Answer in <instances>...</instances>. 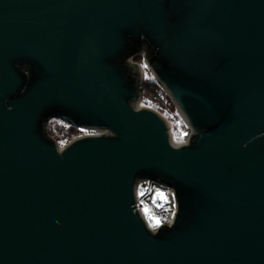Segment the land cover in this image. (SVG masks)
Wrapping results in <instances>:
<instances>
[{
    "label": "water",
    "instance_id": "95a60500",
    "mask_svg": "<svg viewBox=\"0 0 264 264\" xmlns=\"http://www.w3.org/2000/svg\"><path fill=\"white\" fill-rule=\"evenodd\" d=\"M145 51L190 147L134 110ZM54 117L98 136L58 151ZM0 264H264V0H0Z\"/></svg>",
    "mask_w": 264,
    "mask_h": 264
},
{
    "label": "clouds",
    "instance_id": "9594fccd",
    "mask_svg": "<svg viewBox=\"0 0 264 264\" xmlns=\"http://www.w3.org/2000/svg\"><path fill=\"white\" fill-rule=\"evenodd\" d=\"M141 39L143 40V38H141ZM135 55L136 54L134 53L133 56H135ZM140 55L141 56H146L147 52L146 51L145 52H141ZM130 58H131V56L127 57L125 59H130ZM23 74H24L25 77H27L29 79L31 78V73L24 72ZM144 107L145 106L143 104H140L139 106L134 105V110H135V112L139 113V112H141V109H143ZM149 107H151V105H149ZM185 127L186 128H190V131H179L178 133L175 132V131L172 132L171 139L174 142H169L170 143V147L172 149L181 150L183 148L190 147L192 139L199 135L198 130L195 127H193L192 124L185 125ZM111 135L116 136V133L113 131L111 133ZM88 136L97 137L98 133L95 130H93L92 132L88 133ZM186 137H189V139H186ZM64 148H65V145L60 143L58 151H62ZM143 180H148V179H143ZM144 191L145 190L143 188H141L140 191H139V195H141V196L144 195ZM160 194H161L160 192H157V197H159L161 199H164V198H162V196ZM153 202H155V199H154ZM145 206H147V205H145ZM177 211H178L177 204L175 202H173L170 217H159V216H156V215L152 214L151 219H148V223L146 225V228L148 229V231L153 236H157L160 233L161 229L164 228L163 225H164L165 222L168 225V227H167L168 229L173 228L174 220L177 217Z\"/></svg>",
    "mask_w": 264,
    "mask_h": 264
},
{
    "label": "built area",
    "instance_id": "2783aa9c",
    "mask_svg": "<svg viewBox=\"0 0 264 264\" xmlns=\"http://www.w3.org/2000/svg\"><path fill=\"white\" fill-rule=\"evenodd\" d=\"M141 188L145 190L144 195L142 196L139 195V191ZM157 192L162 193L164 199L157 197ZM154 199L155 202H153ZM173 202H175L174 191L170 186L166 184L158 181L145 180L142 181L138 186L136 208L144 216L147 223L148 219L143 211L145 205H148L151 212L156 216L170 217ZM164 224L167 225L166 222Z\"/></svg>",
    "mask_w": 264,
    "mask_h": 264
},
{
    "label": "trees",
    "instance_id": "16d2710c",
    "mask_svg": "<svg viewBox=\"0 0 264 264\" xmlns=\"http://www.w3.org/2000/svg\"><path fill=\"white\" fill-rule=\"evenodd\" d=\"M139 56V55H138ZM140 59V58H139ZM164 94L161 85L156 80L144 79L142 85L141 101L144 105L153 107L161 113H165L161 105L160 96ZM78 127L71 123V126L57 125L52 123L50 119L47 122L49 134L60 144L62 141L68 143L80 133ZM64 143V144H65Z\"/></svg>",
    "mask_w": 264,
    "mask_h": 264
},
{
    "label": "rangeland",
    "instance_id": "374dc122",
    "mask_svg": "<svg viewBox=\"0 0 264 264\" xmlns=\"http://www.w3.org/2000/svg\"><path fill=\"white\" fill-rule=\"evenodd\" d=\"M133 61L135 63L139 64L142 67V70H143V80L144 79L156 80L155 77H154V75L152 74L151 70L149 69V67L148 66L145 67V65H147V64H146V62L144 60V56L139 55V56L135 57L133 59ZM162 90H163L164 94H162L160 96V99H161V105L163 106V108L165 110V113H161V112L160 113L168 121L171 134L174 131L177 132V133L179 131H190L189 128H186L185 127V125H187V124L185 123L184 119L182 118L181 114L179 113V111L177 110V108L175 107V105L173 104V102L171 101V99L169 98V96L167 95V93L164 91L163 88H162ZM140 104H143V102L141 101ZM144 106L145 107H149V106H146V105H144ZM150 108H153V107H150ZM50 121L52 123L57 124V125H64V126H68V127L71 126V122H69V121H67V120H65L63 118H60V117L51 118ZM77 129L79 130V133H80L77 137H80L82 135H86V134H88V133L91 132V131H88V130L83 129L81 127H78ZM77 137H75V138H77ZM186 139H188V137H186ZM65 144H67V143H65ZM147 207H148V205H147Z\"/></svg>",
    "mask_w": 264,
    "mask_h": 264
},
{
    "label": "snow or ice",
    "instance_id": "6c2138e0",
    "mask_svg": "<svg viewBox=\"0 0 264 264\" xmlns=\"http://www.w3.org/2000/svg\"><path fill=\"white\" fill-rule=\"evenodd\" d=\"M145 67H147V65H145ZM61 143L64 144L65 142L62 141ZM160 195L162 196V198H164L162 193ZM143 211H144V214L147 217V219H151L152 212L147 206L144 207Z\"/></svg>",
    "mask_w": 264,
    "mask_h": 264
}]
</instances>
